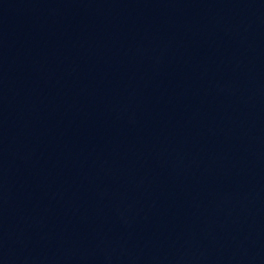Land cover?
Instances as JSON below:
<instances>
[{
    "label": "water",
    "instance_id": "water-1",
    "mask_svg": "<svg viewBox=\"0 0 264 264\" xmlns=\"http://www.w3.org/2000/svg\"><path fill=\"white\" fill-rule=\"evenodd\" d=\"M0 264H264V0H0Z\"/></svg>",
    "mask_w": 264,
    "mask_h": 264
}]
</instances>
